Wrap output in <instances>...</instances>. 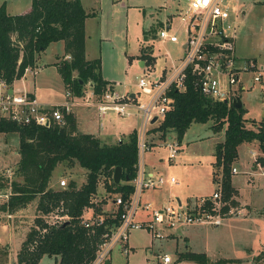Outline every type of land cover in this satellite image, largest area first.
Wrapping results in <instances>:
<instances>
[{
  "label": "rangeland",
  "instance_id": "374dc122",
  "mask_svg": "<svg viewBox=\"0 0 264 264\" xmlns=\"http://www.w3.org/2000/svg\"><path fill=\"white\" fill-rule=\"evenodd\" d=\"M81 2L87 11L94 8L99 14V18H91L86 27V57L88 59H100L101 74L109 80H114L113 82L117 83V89L120 92L137 91V78L144 75L145 60L141 59L143 62L141 69L138 62H136V56L140 53L139 48L141 45L151 46L152 53H155L156 56V70H160L162 65L168 61L166 55L173 56V58L180 55V43L165 42L162 44L155 41V35L152 34L150 29L152 26H156L165 15L169 14L165 19L176 16L179 9L187 6L188 0H81ZM31 3L32 0H0V6L4 5L7 13L20 12ZM220 5L229 10L228 23L232 24V29L236 32L233 41V55L238 59H243L239 57L259 54L264 59V0H221ZM241 7H244V10L246 8L249 10L245 17L239 13ZM150 14H153L154 18H151ZM172 26L177 28L178 21L174 20ZM144 30L148 31L145 40ZM62 52L61 40L50 43L48 48L41 52L40 59L37 61L39 69L34 80L31 74H27L25 75L27 85H24V87L20 81H14V89L29 91L31 89L30 83H33V87L37 84L36 94L38 100L43 97L53 102H62L66 92L65 83L62 81L56 64H54L57 58L59 63L66 59L61 55ZM82 93L78 95L76 103L96 109L93 104H85V99L80 98ZM241 94V100L247 108L245 118L247 120L255 119L256 121L264 120V86L256 84L250 87L249 90L242 91ZM140 98H142L141 95ZM129 111L128 116L119 115L114 111L108 112L107 116L101 121H99L97 115L91 116L89 120L82 122L81 131L96 133L102 143L108 145L120 138L123 141H128L131 133L138 131L141 125V118L137 115L135 109L131 107ZM212 124V121L192 123L182 138L181 157H178L179 160L182 159V163L178 164V159H176L174 161L176 163L160 164L159 170L161 173L176 176L181 183L180 186L175 187L173 190H170L168 186L156 192L148 190L150 192L146 195H149V198L142 194L141 201L145 202L151 199L152 201L148 200L146 202H151L154 208H157L161 206L159 204L162 201L165 203L168 197L173 200L172 203L176 204L178 203L177 197L183 200L185 199L184 196L188 195L193 200L195 195L200 196L206 193H211L209 196L212 195L218 187L211 180L210 160L214 159L213 146L217 141L224 138V130L214 132L210 129ZM247 124L248 127L252 126L249 122ZM174 136L175 132L170 131L165 139L168 140ZM165 139L158 138L156 141L155 149L159 153H154L155 157L148 155L149 149L145 151L143 163L147 156L155 162H157L159 156L164 161L166 160L167 148L163 146ZM148 144L150 143L148 142ZM18 145L19 136L16 133L0 132L1 187H7L10 181L14 179V169L19 160ZM252 151L260 152L258 146L253 143L241 144L238 157L232 163V168L236 167L238 172L231 175L230 181H232L233 187L236 186L239 189L241 195L236 192L234 197L236 205L230 207L234 214L224 218L220 226L209 224L177 226L172 231L175 235H178V238L173 240L154 239L145 228L132 229L128 235V253L123 252L120 244H115L108 254L110 264H151L163 253H168L175 259L177 255L175 248H178V251H185V249L199 253L204 251L208 258H206L207 262L201 264H216L214 261L217 260V263L221 264V256L240 258L241 260L235 264H249L247 261H251V264H264V218L255 221L249 216H242L243 211H238L242 199L243 202H247L255 208H264V175L258 173L259 171L253 172ZM176 165L180 166L182 170L181 168L178 170ZM61 179L65 180L64 186L66 187L70 179L75 180L76 185L80 186L85 181V171L79 166L64 169L63 165L60 164L54 172V178L50 186L60 189L62 187L59 183ZM104 184V177H100L97 184L98 197L102 196L105 189H107ZM37 205L35 200L28 204L27 211L13 214L9 218L0 207L1 220L17 226L15 227V230H18L16 234L19 232L27 233L35 224V217L41 215L37 210ZM100 207L101 205H98L99 209ZM248 210L246 214L253 212L252 208ZM59 212L58 210L54 211L49 217H45L46 220H55L54 215H59ZM260 213L262 212L260 211ZM236 214H239V216H236ZM143 216V213L138 211L136 218L143 219ZM1 235L5 239L7 238V232ZM180 235L182 237H179ZM183 235H187L189 241ZM24 237L22 235L20 238L24 239ZM17 243L15 242L14 245L16 246ZM3 244H0V264H5V262L13 264V260L10 261V256L3 250L6 247ZM186 244L188 245L187 248ZM244 248H249V250ZM39 264L57 263L54 256L45 255ZM172 264H192V262H177L175 259Z\"/></svg>",
  "mask_w": 264,
  "mask_h": 264
},
{
  "label": "trees",
  "instance_id": "16d2710c",
  "mask_svg": "<svg viewBox=\"0 0 264 264\" xmlns=\"http://www.w3.org/2000/svg\"><path fill=\"white\" fill-rule=\"evenodd\" d=\"M92 14L84 10L81 0H32L30 8L21 14L7 13L4 5L0 6V80L12 84L20 79L25 68L36 66L39 54L50 43L61 40L68 56L61 63H55L62 81L75 95H80L84 86L90 83L95 95L100 96L109 84L102 78L100 59L85 58L84 23ZM160 26L161 22L152 26L153 35ZM147 34L144 30V39ZM151 52V46L141 47L140 58L146 64L154 62ZM187 78L183 91L173 89L168 93L173 99L171 107L148 131L158 132L161 136L174 131L180 142L192 123L212 121L211 130H224L223 140L215 145L212 182L221 191L220 199L224 204L221 211L227 212L236 205L237 190L230 179L239 145L257 141L262 155L256 161L264 166V120H247L243 106L235 108L225 102L213 101L200 93L189 75ZM64 116L62 123H51L47 127H19L9 121H0V132L19 136V160L10 182L9 209L26 208L36 200L37 210L41 213L26 233L13 264H39L45 255L54 256L57 264H90L96 256L97 243L102 240L101 234L119 224L122 211L118 207L110 214H103L102 225L85 227L81 215L86 207L93 206L102 214L98 206L90 203L97 192L99 178L104 177L107 190L117 193L123 200L129 199L134 190L131 181L137 173V132L133 131L128 141L108 145L95 134L79 132L72 113H64ZM247 122L252 126L248 127ZM60 164L64 169L75 166L84 169V183L77 186L75 180L70 179L67 187H51L54 172ZM116 166L122 168L119 183L113 179ZM207 203L211 201L207 200ZM2 210L6 211L5 205ZM56 210H61L59 215L67 218L53 225L45 217ZM180 257L196 262L206 260L205 255L192 252H185Z\"/></svg>",
  "mask_w": 264,
  "mask_h": 264
},
{
  "label": "built area",
  "instance_id": "2783aa9c",
  "mask_svg": "<svg viewBox=\"0 0 264 264\" xmlns=\"http://www.w3.org/2000/svg\"><path fill=\"white\" fill-rule=\"evenodd\" d=\"M220 2L221 0H189L187 6L179 9L176 16L161 22L155 33V41L162 44L180 43L181 53L174 58L166 55L168 61L160 70H156V56L151 52L154 62L145 63L144 75L137 78V91L120 92L117 83L110 82L103 93L97 96L92 90V84L89 83V90L80 97L85 99L86 105L93 104L96 107L100 118L111 111L128 116L131 107L141 118L140 128L136 131L137 173L131 181L134 190L127 200H123L120 195L114 198L113 202L116 203L117 208H122L119 214L120 222L101 234L102 240L97 243L96 256L90 264L105 263L115 244H120L123 252L127 254L128 235L132 229L145 228L154 239H166L167 229L201 224L219 226L224 218L234 214L232 208L227 212L221 211L224 204L220 199L219 188L211 196L201 197L191 205L167 203L154 208L151 202L141 201V195L145 190L162 187L165 182L170 184L176 182L174 177L167 179L162 175L147 174L142 166L144 153L148 149V129L153 124L154 118H156L155 122H159L171 107L173 99L168 95L171 90L183 91L189 75L202 95L213 101L226 102L230 106L234 98L241 97L242 91L249 90L256 84L264 85L263 66H260L255 59H238L233 55L234 31L232 24L228 23L230 13L227 8L220 5ZM174 20L178 21L177 28L172 26ZM36 73L34 67H27L21 78L26 77L27 74L34 76ZM13 86V82L7 84L0 80V121H9L19 127L29 125L47 127L51 123H62L65 118L64 113L71 112L74 99L78 98V95H73V102L64 100L58 104L48 105L40 102L34 93L25 89L17 91ZM71 96V91L68 89L65 97ZM119 141L121 139H118ZM164 144L168 150L169 160H173L179 152V141L174 136ZM235 172H237L236 167L232 168V174ZM59 183L60 186L65 187L64 179ZM11 194L10 183L5 188L0 186V207L6 206L7 218L12 217L8 205ZM96 194L90 201L94 206L99 205ZM207 200L211 203L208 204ZM87 210H91L92 214L87 216ZM138 211L143 213V219L136 218ZM54 217L55 220L50 221L53 225L60 224L67 218L66 215H54ZM81 219L87 228L104 223L103 214L95 211L93 206L83 210ZM170 263L172 256L167 253L158 256V259L151 264Z\"/></svg>",
  "mask_w": 264,
  "mask_h": 264
},
{
  "label": "crops",
  "instance_id": "0c3cea01",
  "mask_svg": "<svg viewBox=\"0 0 264 264\" xmlns=\"http://www.w3.org/2000/svg\"><path fill=\"white\" fill-rule=\"evenodd\" d=\"M189 1V0H188ZM82 3V2H81ZM255 3V2H254ZM258 3V2H257ZM30 6H31V4L30 5H28L26 8H24V9H22L20 12H15V13H10V14H21V12H25V11H27L29 8H30ZM82 6H83V4H82ZM250 7V6H249ZM84 8V7H83ZM91 9H93V10H91ZM89 11H87L85 8H84V10L87 12V13H93L90 17H87L86 18V20H85V23H84V29H85V40H86V32H87V29H86V27H87V24H88V21L91 19V18H99V14H98V11H95L94 10V8H91ZM249 12V10H248V8H246V10H244V7H241V9H240V12L239 13H241V15H243V17H245L246 15H247V13ZM167 15H169V14H167ZM167 15H165L163 18H161L159 21L160 22H162L165 18H166V16ZM150 16H151V18H154V15L153 14H150ZM156 22V21H155ZM154 22V23H155ZM159 22V23H160ZM235 34H236V32H234V38H233V41H234V39H235ZM145 40V39H144ZM84 46H85V58L87 59V60H92V59H94V58H92V59H88L87 57H86V55H87V46H86V43L84 42ZM143 45H141L140 46V53H139V55H137L136 56V62H138V64H139V67H140V69L142 68V66H143V62H142V60H141V58H140V54H141V47H142ZM62 47H63V42H62ZM144 47V46H143ZM154 51V50H153ZM155 54V53H154ZM40 55H41V53L39 54V56H38V58H37V61H39V59H40ZM58 55V54H57ZM60 55V54H59ZM61 55H63V57L64 58H66V59H68V56H66L65 55V53H64V47H63V52H62V54ZM238 57V56H237ZM239 58H243V59H249V58H252V59H255L257 62H258V64L260 65V66H263L264 67V59H262L261 58V56L258 54V55H252V56H249V57H239ZM57 61H58V58H57ZM57 61H56V63H57ZM55 64V63H54ZM144 65H145V62H144ZM57 67V66H56ZM37 71H38V69H39V66L37 65V62H36V66L34 67ZM37 75V73L34 75V76H32V79L34 80V78H35V76ZM76 76V72H74L73 73V77H75ZM102 78L104 79V80H106L108 83H110V82H113L114 80H109V79H107V78H105L104 76H103V74H102ZM15 82L16 81H20L21 83H22V86H24V85H27V78L26 77H23V78H20V79H17V80H14ZM13 81V82H14ZM14 82V83H15ZM34 82V81H33ZM35 83V82H34ZM30 85H31V89H29V91L30 92H32V93H34L35 94V96L37 97V94H36V88H37V84H35L34 85V87H33V83H30ZM264 86V85H263ZM25 87V86H24ZM23 87V88H24ZM86 87V88H85ZM28 89V88H27ZM69 88L65 85V91H67ZM70 90V89H69ZM89 90V87H88V84L87 85H85L84 86V88L82 89V92L83 93H85L86 91H88ZM71 91V90H70ZM247 91V90H246ZM83 93H82V95H83ZM71 94H72V96L71 97H68V98H66L65 97V94H64V96H63V99L64 100H69V102H73V99H72V97H73V95H74V93L71 91ZM241 94V93H240ZM81 95V96H82ZM75 96V95H74ZM241 96H242V94H241ZM241 98V97H240ZM40 102L42 101L43 103H45V104H48V105H51V104H58L57 102H53V101H51L50 99H46V98H43V97H40ZM63 100V101H64ZM76 100H77V98L76 99H74V105L72 106V109H71V112L70 113H72L75 117H76V120H77V130L79 131V132H82V133H86V132H83V131H81V128H80V126H81V124H82V122H85V120H89L90 118H91V116H94V115H97V117H98V119H99V121H101V120H103L105 117H102V118H100L99 117V115L97 114V110L95 109V108H89V107H84V106H81V105H78L77 103H76ZM242 101V100H241ZM242 106L246 109V111H247V108L245 107V104H243V102H242ZM138 115V114H137ZM246 115L247 114H245V117H246ZM256 121V120H255ZM155 122V121H154ZM153 122V124L150 126V128L149 129H151L157 122H155L154 123ZM258 122V121H257ZM211 129V128H210ZM187 130V129H186ZM87 133H89V132H87ZM90 134H95L99 139H100V137L96 134V133H90ZM166 135H167V133H166ZM166 135H164V136H161V134L160 133H158V132H153V131H151V132H149L148 133V142L150 143V144H148V155L149 156H152V157H155L154 156V153H159V151H156V149H155V145H156V141L158 140V138L159 139H165V136ZM185 135V134H184ZM175 136H176V134H175ZM183 138V137H182ZM121 140H123L122 138H120ZM100 141H101V139H100ZM116 141H118V139L116 140ZM115 141V142H116ZM165 141H166V139L164 140V143H165ZM222 141V140H221ZM102 142V141H101ZM114 142V143H115ZM217 142H220V141H217ZM216 142V143H217ZM181 143H182V139H181V141L179 142V152H178V154L176 155V157L173 159V160H169V158H168V150H167V156L165 155V158H166V160L164 161V159L161 157V156H159V157H157L156 159V161L157 162H155V161H151V159L150 158H148V156H147V159L145 160V162L143 163V165L142 166H144V171L147 173V174H150V173H153V174H158V175H162V176H164L165 174H162L161 173V171L159 170V166H161L160 164H164V163H176V162H174L176 159H178V161H177V163L178 164H180V163H182V159L181 160H179V158L181 157V150L182 149H180V146H181ZM251 143H253L254 145H256V146H258V143H257V141H251ZM251 143H242V144H251ZM216 145V144H215ZM215 145L213 146L214 147V154H215ZM241 145V144H240ZM240 145H239V147H240ZM163 146H165V144H163ZM239 147H238V151H239ZM258 149L260 150V148H259V146H258ZM18 153V152H17ZM214 154H213V157H214ZM252 155H253V160H252V163H253V168H252V170H253V172L254 171H259L258 173H260L261 175H264V166H262L260 163H258L257 161H256V159H257V157L258 156H260V155H262V152H261V150H260V152L259 151H257V152H255V151H252ZM179 157V158H178ZM213 162H214V159L213 160H210V164H211V180H212V173H213V171H214V167H213ZM176 168L179 170V168H181L180 166H178V165H176ZM237 169V168H236ZM181 170H182V168H181ZM237 172H238V169H237ZM237 172H235V173H237ZM164 173V172H163ZM233 175V174H232ZM164 177H166L167 179L169 178V177H174L175 178V184H170V183H166L165 182V185H163L162 187H159V188H155V189H148V190H150V191H154V192H156V191H159V190H162V189H164V187L165 186H168L169 187V189L171 190H173L175 187H178V186H180V182H179V180L177 179V177L176 176H174L173 174H171V175H165ZM51 185V184H50ZM236 190H237V192L240 194V191H239V189L235 186L234 187ZM148 190H145L142 194H143V196L145 195L146 196V198H149V195L147 196L146 195V193H148V192H150V191H148ZM211 193H206V194H201L200 196H194V198L195 199H190V196H188V195H185L184 196V198L185 199H183V200H185V201H183L182 199H180L179 197H177L176 198V200H177V202L178 203H181L182 204V206L183 205H191L193 202H195V201H199V199L201 198V197H207V196H209ZM118 194L117 193H111V192H109L107 189H105V191H104V194L102 195V196H99L98 197V192H97V194H96V199L98 200V203H99V205H101V207H100V210H101V212H102V214H110V213H112V212H114V210L117 208V205H116V203L115 202H113L114 201V198L117 196ZM241 195V194H240ZM199 197V198H198ZM141 199H142V195H141ZM148 200H151V199H148ZM148 200H146V201H148ZM145 201V202H146ZM152 201V200H151ZM173 202V200H171L169 197H168V199L166 200V202L165 203H163V201H162V203H160L159 205H161V206H164V205H166L167 203H172ZM191 203V204H190ZM160 206V207H161ZM27 207L28 206H26V208H19V209H17V210H15V211H11V213H12V215L13 214H18V213H23V212H25V211H27ZM249 208H252V210H253V212H251V213H248V214H246V212L247 211H249L248 209ZM1 209H2V207H1ZM239 212H244L243 214H242V216H244V217H250V218H252L253 220L255 219V221H260L262 218H264V208H255L254 206H252V205H250V204H248L247 202H243V199L241 200V204H240V208H239V210H238ZM251 211V210H250ZM260 211L262 212V213H260ZM92 214V212H91V210H87L86 211V215L88 216V215H91ZM236 216H239V214L237 215L236 214ZM236 216H234V217H236ZM144 217V216H143ZM2 218H1V216H0V244L1 243H4L3 245H5L6 247H4L3 248V250L6 252V253H8V255L10 256V258H11V260L10 261H12L13 260V262L12 263H14L15 261H16V259H17V257H16V254H17V252H18V250L20 249V247H21V244H22V242L24 241V239H21L20 237L22 236V235H24V236H26V233H17L16 234V232H18V230H15V227H17V226H15L14 224L13 225H11L10 223H8L7 221H5V222H3L2 220H1ZM222 224V223H221ZM221 224H219V226L221 225ZM185 226V225H184ZM188 226V225H187ZM175 228V227H174ZM174 228H171V229H167V231H166V235L168 236L166 239H164V240H167V239H177L178 238V235H175V233H174V231H172V230H175ZM4 232H7V238L5 239V237L4 236H2L1 234L3 233L4 234ZM22 232V231H21ZM16 236H18V237H16ZM184 236V235H183ZM179 237H182V235H180ZM185 237V239L187 240L188 239V241H189V237L187 236V235H185L184 236ZM25 238V237H24ZM15 242H18L17 243V245L15 246L14 245V243ZM20 242V243H19ZM186 246V248L188 247V245L186 244L185 245ZM264 247V246H263ZM245 250H249V248H244ZM175 250V252L177 253V255H176V257H175V259H176V261L177 262H185V261H189V262H192V264H201V263H203V262H207V260H205V261H203V262H196V261H193V260H189V259H182V257H180L181 256V254H185V252H192V253H198V254H203V255H205V259L206 258H208L207 257V254L204 252V251H202V252H196V251H194V250H192V251H190V250H188L187 251V249H185V251H178V248H175L174 249ZM165 254H167V253H163V255H165ZM12 256V257H11ZM175 259L174 258H172V263H173V260L175 261ZM241 259L240 258H233V257H223V256H221V264H235V263H237L238 261H240ZM214 262H216V264H218L217 262H218V260L217 261H214ZM109 263H110V260H109ZM172 263H170V264H172ZM247 263H249V264H251V261L250 262H248L247 261ZM5 264H7L6 262H5Z\"/></svg>",
  "mask_w": 264,
  "mask_h": 264
},
{
  "label": "water",
  "instance_id": "95a60500",
  "mask_svg": "<svg viewBox=\"0 0 264 264\" xmlns=\"http://www.w3.org/2000/svg\"><path fill=\"white\" fill-rule=\"evenodd\" d=\"M226 103V102H225ZM232 106H234L235 108H240L242 107V101H241V98L240 97H236L233 99L232 101ZM156 120V118H154L152 120V123ZM122 177V168L119 167V166H116L115 170H114V173H113V179H114V182L115 183H119L120 179ZM105 264H110L109 263V260H107L105 262Z\"/></svg>",
  "mask_w": 264,
  "mask_h": 264
}]
</instances>
